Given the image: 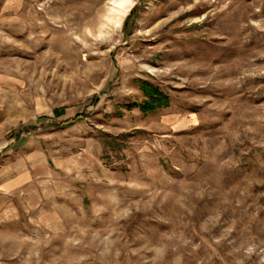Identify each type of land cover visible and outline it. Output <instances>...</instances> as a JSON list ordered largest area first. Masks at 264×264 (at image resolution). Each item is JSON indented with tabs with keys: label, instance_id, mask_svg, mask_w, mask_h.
<instances>
[{
	"label": "rangeland",
	"instance_id": "obj_1",
	"mask_svg": "<svg viewBox=\"0 0 264 264\" xmlns=\"http://www.w3.org/2000/svg\"><path fill=\"white\" fill-rule=\"evenodd\" d=\"M0 264H264V0H0Z\"/></svg>",
	"mask_w": 264,
	"mask_h": 264
},
{
	"label": "trees",
	"instance_id": "obj_2",
	"mask_svg": "<svg viewBox=\"0 0 264 264\" xmlns=\"http://www.w3.org/2000/svg\"><path fill=\"white\" fill-rule=\"evenodd\" d=\"M142 92L145 99L140 104H128L125 106L126 110H131L134 107H139L143 112H153L159 108L168 106V97L159 91L153 85L143 82L141 85Z\"/></svg>",
	"mask_w": 264,
	"mask_h": 264
},
{
	"label": "bare ground",
	"instance_id": "obj_3",
	"mask_svg": "<svg viewBox=\"0 0 264 264\" xmlns=\"http://www.w3.org/2000/svg\"><path fill=\"white\" fill-rule=\"evenodd\" d=\"M124 13H125V12H122V11H121V15H124ZM120 22H121V18H119V19L116 21V23H120Z\"/></svg>",
	"mask_w": 264,
	"mask_h": 264
},
{
	"label": "crops",
	"instance_id": "obj_4",
	"mask_svg": "<svg viewBox=\"0 0 264 264\" xmlns=\"http://www.w3.org/2000/svg\"><path fill=\"white\" fill-rule=\"evenodd\" d=\"M14 146H15V145L11 146L10 148H12V147L14 148ZM6 151L9 152L10 149L6 148Z\"/></svg>",
	"mask_w": 264,
	"mask_h": 264
}]
</instances>
